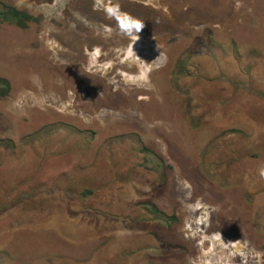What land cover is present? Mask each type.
I'll list each match as a JSON object with an SVG mask.
<instances>
[{
  "label": "rangeland",
  "instance_id": "374dc122",
  "mask_svg": "<svg viewBox=\"0 0 264 264\" xmlns=\"http://www.w3.org/2000/svg\"><path fill=\"white\" fill-rule=\"evenodd\" d=\"M106 4L138 18V35ZM6 5L36 21H0V264H194L191 204L204 236L264 264V0ZM138 41L160 53L150 101L136 85L105 90L110 60L90 68L93 49Z\"/></svg>",
  "mask_w": 264,
  "mask_h": 264
},
{
  "label": "bare ground",
  "instance_id": "6f19581e",
  "mask_svg": "<svg viewBox=\"0 0 264 264\" xmlns=\"http://www.w3.org/2000/svg\"><path fill=\"white\" fill-rule=\"evenodd\" d=\"M101 27H103V26H101ZM102 30H104V27L102 28ZM101 33L104 34V36L108 35L109 37H107V39L111 38L112 36H116L119 38V41L121 40L120 42L125 40V37L118 36L112 30H106V31L104 30ZM52 34H53V32H51V35ZM111 45H112V43H110V42L104 43V45H102L101 49H100L101 54L98 57H96L95 59H93L91 65H90L91 69H96V71L98 72L101 70L102 67H104L101 63L105 62L106 60H110L111 64L108 65L107 67H105L106 71L113 70V69L119 70V73H117L115 77L110 78L108 83H106V84L104 83L105 84V90L108 91L109 88L115 87L117 89V91H119L123 87V84H124V85H127L125 88H128V90L131 91V89L128 87V85H130V86L136 85V86H138V89L133 88L132 90H135L138 92L143 91L144 92V93L142 92L143 94H150L151 97L149 98V101L152 100V96H153L154 92H153V89H152L151 84H150V78H151L152 72L157 70V68H155L154 66L159 64V55H160V53L158 52L159 49L155 48L151 45H147L145 41H138L129 49L125 48L123 50L122 49L113 50L110 48ZM116 45H119V44H116ZM146 53H148V54H146ZM88 54L90 55V53H88ZM73 57H76V56H73ZM72 64L73 63H71V65ZM120 70H122L124 73L120 72ZM145 73L147 74V79H144V77L142 76ZM129 76H133V78L129 79ZM119 77H120V79H119ZM117 79H119V80L117 81ZM130 81H135V82H130ZM48 83H50V82H48ZM44 84H47V83H44ZM50 87H52V89L55 88L58 91H62V92H63V90L66 89V88L63 89L60 86L55 87V84H53ZM51 95H53V94H51ZM72 100H74V103L73 104L71 103L69 106H66L67 109H72L73 107L76 106L77 103L75 102V98L72 97ZM50 102L52 105L53 104L56 105L59 101L57 99H55L53 101L50 100ZM48 110L50 111V109H48ZM100 118H103V117L100 116ZM201 210H202V208L196 206L195 204L194 205L191 204V207L189 209V221H188L189 228L184 229L182 231L183 234L187 233L188 241L192 242V247L195 248L194 253H196L197 250H200L201 255L198 259L194 258V260H195L194 264H247V262H245L244 260L247 258L250 259L251 256L250 257L247 256V258L244 259L243 256L247 255L248 251L245 248H243V249L241 248V246H240L241 241L236 243L234 246L233 245L229 246V245L225 244L224 240H226V239H224V238L222 239L220 237H213V238L212 237H206V235L204 236V234H206L208 232L199 231V229L202 228V225H203L202 222L203 221L201 219L202 222L199 223L197 221V215L201 214V213L203 214V212ZM201 218H202V216H201ZM206 229L209 231L208 228H206ZM198 240L199 241L202 240V242L196 243ZM208 242L212 243L213 250L208 252V253H204L201 251V249L205 248V246L207 245ZM217 249H219L220 251L216 252Z\"/></svg>",
  "mask_w": 264,
  "mask_h": 264
},
{
  "label": "clouds",
  "instance_id": "9594fccd",
  "mask_svg": "<svg viewBox=\"0 0 264 264\" xmlns=\"http://www.w3.org/2000/svg\"><path fill=\"white\" fill-rule=\"evenodd\" d=\"M103 11L106 17L113 19L119 28L120 34L125 37H131L132 35H138L143 25L142 22L131 16L128 13L122 12L118 4H106L103 6ZM101 54L99 48H95L91 51L90 56L95 59ZM108 65H105L107 67ZM135 82V81H130ZM258 175L261 179H264V167L259 169Z\"/></svg>",
  "mask_w": 264,
  "mask_h": 264
},
{
  "label": "trees",
  "instance_id": "16d2710c",
  "mask_svg": "<svg viewBox=\"0 0 264 264\" xmlns=\"http://www.w3.org/2000/svg\"><path fill=\"white\" fill-rule=\"evenodd\" d=\"M0 21L16 24L21 28H27L29 23L36 21V18L25 11L6 5L0 10ZM9 90L10 84L8 80L0 77V96L8 95Z\"/></svg>",
  "mask_w": 264,
  "mask_h": 264
}]
</instances>
